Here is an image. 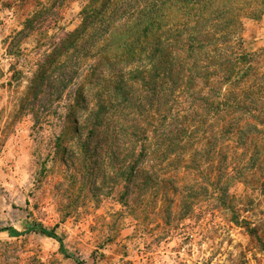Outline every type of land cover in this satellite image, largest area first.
Segmentation results:
<instances>
[{"label": "rangeland", "instance_id": "374dc122", "mask_svg": "<svg viewBox=\"0 0 264 264\" xmlns=\"http://www.w3.org/2000/svg\"><path fill=\"white\" fill-rule=\"evenodd\" d=\"M87 3L0 0V264H76L59 252L55 239L33 233L13 237L5 231H23L33 222L55 228L65 249L86 264H264L260 245L245 228H255L264 241V161H249L256 150L251 140L243 145L242 134L218 138L231 119L202 108L208 91L202 81L194 90L196 102L186 94L175 102L169 93L153 98L136 82L144 109L131 99L109 125H125L127 135L109 136L104 127L89 139L81 130L86 112L71 115L68 108L79 91L85 95L88 65L95 60L83 58L78 77L71 71L73 56L63 73L52 62L61 40L80 24ZM259 7L257 18L238 17L242 47L257 55V71L237 94L244 91L241 125L258 129L247 128L245 135L262 143L264 96L259 95L258 105L246 100L264 88V2ZM93 77L94 86L101 75ZM95 104L93 96L87 105L81 102L88 109ZM175 114L196 129L179 151L181 160L168 152L162 161L144 157L140 167L150 180L141 175L125 180L124 166L135 169L132 161L140 153L156 150L162 126ZM135 127L145 128L146 139L132 138ZM193 149L210 151V160L188 164ZM224 168L231 175L228 183ZM187 184L199 192L190 212L182 198Z\"/></svg>", "mask_w": 264, "mask_h": 264}, {"label": "trees", "instance_id": "16d2710c", "mask_svg": "<svg viewBox=\"0 0 264 264\" xmlns=\"http://www.w3.org/2000/svg\"><path fill=\"white\" fill-rule=\"evenodd\" d=\"M263 2L264 0H88L80 12V24L61 40L55 61L52 62L57 63V70L63 73L67 69V60L73 56L71 71L73 76L78 77L82 72V59L95 60L88 65L91 73L88 76L86 96L82 90L78 92L81 102L86 105L88 96L95 97V107L88 109L81 105L77 97L68 108L71 115L77 114L79 110L86 112L81 130H87L89 139H95L96 134L102 132L104 127L109 136L127 135L125 125L117 123L118 127L112 128L109 125L113 114L126 112L125 105L131 99L138 101L139 109H144L142 98L136 96L133 87L136 82L147 89L144 92L151 93L153 98L169 93L172 98L170 100L175 102L186 94L196 102L194 90L198 88L197 81L200 80L203 87L208 89L202 97V108L213 116H230L231 119L225 121L218 132V138L232 132L242 134L243 145L251 140L250 145L253 142V149L256 150L249 161L260 164L264 161V138L263 144L257 137L248 139L249 135H245L244 131L250 128L257 132L258 129L249 123L241 125L243 115L239 113L246 105L242 97L244 91L238 96L237 90L250 84L249 78L257 71L254 66L257 55L243 49L238 17L243 13L246 17L257 18L261 12L259 6ZM38 15L40 16V12L34 17ZM32 22L30 20L29 24ZM132 65L135 67L131 68ZM96 73L101 75V80L93 86L92 82L96 80L93 76ZM98 78L99 76L97 80ZM61 82L66 86L64 79ZM30 85L29 90H32L33 80ZM223 87H228L226 93H223ZM176 89H180L178 95H175ZM252 94L253 96H246V100L258 105L261 101L259 95L264 96V88ZM170 120L171 124L162 126L163 130L155 144L156 150L150 154L146 151L140 153L132 161L135 169L132 166L128 170L129 165L124 166L122 174L125 180H138L140 175L144 181L150 180L140 167L147 157L152 161H162L166 159L168 152L177 154L181 160L179 151L185 147V141L194 139L196 129L184 125L179 114L173 115ZM145 135L144 127H135L131 136L139 140L146 139ZM202 158L209 161L210 151L193 149L188 164L198 165L196 160ZM243 166H247V163H243ZM229 177L231 178L229 171L224 168L225 183H228ZM183 190L182 198L190 212L191 202L198 199L199 192L190 184ZM203 191L208 193L206 188ZM245 228L264 253V241L258 237L256 229L248 224ZM5 231L13 237L33 233L55 239L59 252L65 258L72 259L76 264H86L65 249L63 240L55 235V228L49 229L33 222L23 231L15 228Z\"/></svg>", "mask_w": 264, "mask_h": 264}]
</instances>
